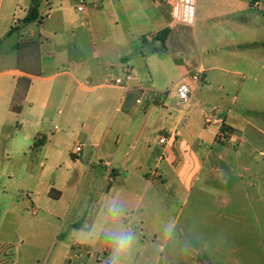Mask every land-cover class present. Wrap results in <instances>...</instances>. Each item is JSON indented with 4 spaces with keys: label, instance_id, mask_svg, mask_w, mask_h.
I'll return each mask as SVG.
<instances>
[{
    "label": "crops",
    "instance_id": "crops-1",
    "mask_svg": "<svg viewBox=\"0 0 264 264\" xmlns=\"http://www.w3.org/2000/svg\"><path fill=\"white\" fill-rule=\"evenodd\" d=\"M31 1L20 14L13 10L2 15L3 0H0V143L5 146L3 151L6 158L13 154L27 155L38 151L39 157L49 161V146L56 144L57 139L53 132L46 134L44 123L52 107L55 104L61 106L63 109L58 114L66 113L60 118L61 123L73 128V116L87 104L88 95L104 87L116 90L92 95V107L94 103L100 106V115L94 122L82 125L78 132L81 139L70 149V155L74 156L68 162L72 172L62 173L59 183L47 187L49 198L59 201L67 198L71 209L77 201L76 195L81 191L86 192L91 204L95 203L93 222L97 227L119 226L124 235L138 217V223L144 225L148 216L153 219L157 216L155 211L159 196L163 195L164 184L169 183L173 192L178 187L191 191L207 164L218 154V128L208 127L204 123V116L211 112L224 119L234 143L239 140L240 144H249V151L242 148L233 158L236 161L235 169L239 170V180L244 181L245 174H251L254 164L264 159V149L260 154L253 152L256 145L253 137L247 133L250 128L264 136V130L256 127L248 118L253 113L264 115V101L259 100L260 94L264 93V32L261 39L254 38V29L264 31V15L261 17L259 14L263 11L258 9L259 1L245 3L250 9H258L248 19L236 9L239 0H222L224 5L217 11V16L220 23H227L231 27L221 28L224 34L227 31L226 41L217 43L214 51L208 39H204V44L200 43L195 23L185 25L173 19L165 0H141L142 11L139 12L125 8L122 0H118L123 6L122 14L115 10L113 0H89L91 8L84 12L88 20L99 3L107 2L108 11L94 14L93 25L94 28H116L117 37L111 48L122 67L127 68L125 71L132 70L135 74V79L126 88L105 83L92 85L110 67L109 63L99 61V57L107 53L103 47L97 49L92 44L87 48L83 46L80 42L82 36L76 33L75 28H71V35L67 36V26L74 24V20L63 9H52L54 0H41L39 16H43L42 23H23ZM128 4L131 6L133 3L128 0ZM206 19H211L210 13L204 16ZM32 25H36L38 30L33 29ZM147 28L155 29L147 31ZM166 28L169 33L162 41L157 35ZM146 32L153 34L145 38L144 43L160 40L164 56L158 55L157 46L147 52L144 47L138 46L135 51L117 53L123 52V41L126 40L123 33H131L137 38L143 37ZM25 33L29 39H25ZM16 34L19 38L12 43ZM32 41L38 42L37 62L30 54L33 48L29 43ZM137 58L145 66L146 80L138 76L135 68ZM35 63L38 69L33 68ZM159 68L168 76L176 73L178 77L173 84L176 88L182 82L189 84L192 96L187 103L178 101L176 88L166 100L163 97L156 102L152 100L150 92H160L154 90V72ZM197 70L203 71L201 81L190 77ZM22 76L30 77L31 85L22 112L17 115L10 107L17 81ZM172 103L179 109L174 116L168 107ZM112 106H115V111L108 120L106 113ZM169 119L170 123L165 125ZM154 127L164 129L167 137H171L169 145L162 146L157 158L148 155V148H145L148 142L146 129ZM57 129L58 125H55L54 130ZM35 141H39L38 148H34ZM79 144L82 151L76 153L75 147ZM88 146L96 151L90 157L83 154ZM81 153V157H78ZM53 156L56 158L57 155ZM3 173L0 196L8 195L7 187L13 179L12 173ZM156 177L165 183L159 184ZM148 194H151L150 199L147 198ZM27 197L31 214L36 216L39 208L31 195ZM20 217L24 218L23 213H14L12 203L8 205L3 219H9L12 225L16 222V225ZM73 226L79 228L78 223ZM90 235L88 239L72 244L74 258L80 264H104L106 258L102 257L107 252L111 253L109 241H105V237L104 242L94 244L95 237L92 233ZM62 237L61 233L55 235L56 240ZM23 238L20 234L22 244ZM14 247L11 239L0 236V252L3 249L8 252L11 248L12 263L16 260V264H19L13 253ZM67 261L72 262L71 259Z\"/></svg>",
    "mask_w": 264,
    "mask_h": 264
},
{
    "label": "rangeland",
    "instance_id": "rangeland-1",
    "mask_svg": "<svg viewBox=\"0 0 264 264\" xmlns=\"http://www.w3.org/2000/svg\"><path fill=\"white\" fill-rule=\"evenodd\" d=\"M130 1L133 3L131 6L128 4V0H122L125 8H133L137 12L142 11L141 0ZM250 1L239 0V3H236V9L248 19L252 14H256L258 9H263L259 12L263 17L264 0H256L260 3L258 9H250L245 6ZM113 3L115 10L122 14V4H119L118 0H113ZM255 3L253 2V4ZM32 4L33 0L31 6ZM75 4L74 0H54L51 5L54 10L63 9L74 20V24L67 26V36L71 35V28H75L76 33L82 36L80 42L83 46L85 45L87 48L92 44L97 49L102 47L105 49L107 55H101L99 61L109 63L110 67L102 78L94 80L92 85L112 84L116 77L123 79L127 68L122 67L120 60L116 58L117 54L111 48V44L117 37L114 31L116 28H98V26L94 28L95 24L93 25L94 14L108 11L107 2L99 3L97 8L93 9L89 20L84 13L77 11ZM29 5L30 0H3L1 13L4 15L9 11L16 10L20 14ZM90 5L89 3L88 9ZM223 5L222 0H197L196 2L197 36L201 44H204V39H208L214 51H216L217 43L226 41L227 31L224 34L221 28L231 27L227 23H220V18L217 16V11L223 8ZM208 13H210L211 19L204 20V16ZM32 27L36 31L38 30L36 25H32ZM251 28L256 27L252 26ZM147 29V31H151L155 28ZM254 30V38L261 39L263 29ZM152 34L146 32L143 37L135 38L131 33H123V36L126 35V40L123 41V52L117 53H124L128 50L135 51L138 46L144 47L147 52L157 46L158 55L164 56L165 51L160 40L151 44L144 43L143 40L146 36ZM24 36L25 39H29L27 33ZM18 38V34H16L11 42H17ZM6 46L8 47V43ZM49 47L52 46L49 45ZM223 51L221 52L226 54ZM222 53L221 55H224ZM16 64H18L17 61ZM135 68L138 71V76L146 80L147 71L140 58H137ZM175 74L173 72L171 76H168L162 68L154 72L156 87L154 90L166 93L162 96L165 100L176 88L174 85L178 76ZM112 91L116 92L110 87H104L88 95L87 104L73 116V128H67L66 124L61 123L60 118L66 113L63 112L59 115L58 111L63 108L58 104L52 107L47 115L48 120L44 123L46 134L53 132L57 139L56 144L49 146V154H51L49 161L39 157L38 151L29 152L27 155L13 154L6 158L3 151L5 146L0 143V183L3 181V172L13 174V179L7 187L8 195L0 196V236L13 241V245H15L13 253L16 254L18 263L80 264L81 262L74 258L71 246L77 241L88 239L92 233L95 237L94 244L104 242L105 237L107 239L105 241H109L108 247L111 253L107 252L102 257L106 258L108 264H264V159L254 164L250 176L245 174L246 179L239 180L237 177L239 170L235 169L234 155L242 148L249 151L247 149L249 144H240L239 140L234 143L228 140L222 141L217 137L220 144H218V154L207 164L193 189L185 191L182 187H178L173 192L169 183L164 184L165 189L163 195L159 196L155 211L156 218L148 216L145 224L141 225L138 223V217L130 225L128 233L124 235L119 226L108 225L103 228L94 224L95 203L91 204L86 192L81 191L76 195L77 201L74 206H71V209L67 204V198L59 201L48 197L47 187L59 183L62 173L72 172V167L68 162L70 159H74V156L70 155V149L74 147L77 140L81 139L78 132L81 131L82 125L94 122L100 115V106H95L94 103L92 107L94 101L92 95ZM260 96L259 100L264 101V93ZM168 107L173 116L179 110L174 106V103ZM114 111L115 106H112L105 118L109 120ZM248 118L256 127L264 130L263 114L253 113ZM162 120L164 119L162 118ZM167 123H170V119L165 125H168ZM55 125H58L57 130H54ZM146 131L147 154L157 158L162 150L159 139L167 137V134L164 129L158 127L147 128ZM247 133L253 137L256 145L253 152L260 154L264 149V136L250 128ZM124 148H127L126 145ZM95 152L94 148L88 146L83 154L90 157ZM55 154L56 158L53 156ZM81 155L82 153L78 157ZM227 159L229 160L227 161ZM258 165L259 167H257ZM230 169L234 170L230 171ZM156 179L159 184L165 183L160 177H156ZM27 195H31L36 207L39 208L36 216L31 214L32 208ZM150 196L151 194H148L147 198L150 199ZM12 203L14 213L17 212L20 215L23 213L24 215V218L20 217V221L16 225V222L12 225L9 219H3L8 205ZM75 223L79 224V228L73 226ZM57 233L63 234L59 240L55 239ZM20 234L24 237L23 244L19 240ZM125 235L132 237L131 246L124 252L118 253L117 243ZM9 249L8 252L5 249L0 252V262L16 264V260L12 263V251L11 248ZM66 259H71L72 262H65Z\"/></svg>",
    "mask_w": 264,
    "mask_h": 264
},
{
    "label": "built area",
    "instance_id": "built-area-1",
    "mask_svg": "<svg viewBox=\"0 0 264 264\" xmlns=\"http://www.w3.org/2000/svg\"><path fill=\"white\" fill-rule=\"evenodd\" d=\"M75 7L78 12H86L89 6L87 0H74ZM170 6L171 15L176 22L185 25H194L196 17V2L197 0H165ZM150 36H146L149 38ZM190 77L195 81H201L203 79V71L197 70L190 74ZM135 79V74L132 70L125 73L124 78L116 77L113 79V85L126 88ZM166 94L164 92H150V96L154 102L161 100L162 96ZM177 99L181 103H187L192 96V90L187 83H179L176 88ZM204 123L208 127L218 128L217 137L222 140H228L234 142L233 135L227 130L225 121L223 118L215 114L214 112L208 113L204 116ZM171 137H161L159 143L162 146H167L170 143ZM82 151L81 144L75 147V152L80 153Z\"/></svg>",
    "mask_w": 264,
    "mask_h": 264
},
{
    "label": "trees",
    "instance_id": "trees-1",
    "mask_svg": "<svg viewBox=\"0 0 264 264\" xmlns=\"http://www.w3.org/2000/svg\"><path fill=\"white\" fill-rule=\"evenodd\" d=\"M41 0H33V4L30 7L28 14L22 20L23 23H32L37 21L38 24L42 23L43 16H39V5ZM14 29V28H13ZM12 31V30H11ZM169 33V29L166 28L158 33L157 37L164 41L165 37ZM29 46L33 48L30 51V54L35 57V61L37 62L39 53H38V42L32 41L29 43ZM34 69H38V65L35 63L33 64ZM31 85V78L28 76H22L17 81L16 90L14 93V97L11 103L10 110L15 114H20L23 109V103L27 95V91ZM40 146L39 141H35L34 148H38Z\"/></svg>",
    "mask_w": 264,
    "mask_h": 264
},
{
    "label": "clouds",
    "instance_id": "clouds-1",
    "mask_svg": "<svg viewBox=\"0 0 264 264\" xmlns=\"http://www.w3.org/2000/svg\"><path fill=\"white\" fill-rule=\"evenodd\" d=\"M132 237L130 235H125L120 238L117 243V252H124L127 248L131 246Z\"/></svg>",
    "mask_w": 264,
    "mask_h": 264
},
{
    "label": "water",
    "instance_id": "water-1",
    "mask_svg": "<svg viewBox=\"0 0 264 264\" xmlns=\"http://www.w3.org/2000/svg\"><path fill=\"white\" fill-rule=\"evenodd\" d=\"M263 24H264V20H262Z\"/></svg>",
    "mask_w": 264,
    "mask_h": 264
}]
</instances>
